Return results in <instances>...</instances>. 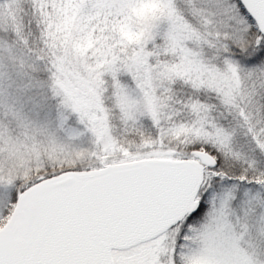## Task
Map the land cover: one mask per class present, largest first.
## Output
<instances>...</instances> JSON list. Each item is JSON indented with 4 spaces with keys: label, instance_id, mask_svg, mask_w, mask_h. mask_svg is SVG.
Instances as JSON below:
<instances>
[{
    "label": "snow or ice",
    "instance_id": "snow-or-ice-1",
    "mask_svg": "<svg viewBox=\"0 0 264 264\" xmlns=\"http://www.w3.org/2000/svg\"><path fill=\"white\" fill-rule=\"evenodd\" d=\"M0 264H264V0H0Z\"/></svg>",
    "mask_w": 264,
    "mask_h": 264
}]
</instances>
